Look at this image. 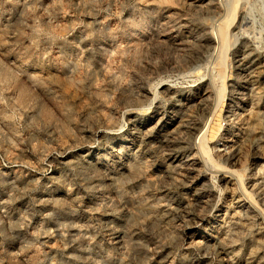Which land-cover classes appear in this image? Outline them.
I'll use <instances>...</instances> for the list:
<instances>
[{
    "label": "rangeland",
    "instance_id": "obj_1",
    "mask_svg": "<svg viewBox=\"0 0 264 264\" xmlns=\"http://www.w3.org/2000/svg\"><path fill=\"white\" fill-rule=\"evenodd\" d=\"M0 264H264V0H0Z\"/></svg>",
    "mask_w": 264,
    "mask_h": 264
},
{
    "label": "bare ground",
    "instance_id": "obj_2",
    "mask_svg": "<svg viewBox=\"0 0 264 264\" xmlns=\"http://www.w3.org/2000/svg\"><path fill=\"white\" fill-rule=\"evenodd\" d=\"M229 37H230L229 31L226 28V26L224 24H220V26L218 27V40H219V47H220L219 53L220 54H219L217 66H216L217 67L216 70L218 71L219 75H222L223 71H224V62H225V56L224 55H225V51H226L227 46H228Z\"/></svg>",
    "mask_w": 264,
    "mask_h": 264
}]
</instances>
